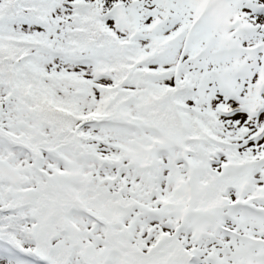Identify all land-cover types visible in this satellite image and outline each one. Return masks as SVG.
<instances>
[{"label": "snow or ice", "instance_id": "obj_1", "mask_svg": "<svg viewBox=\"0 0 264 264\" xmlns=\"http://www.w3.org/2000/svg\"><path fill=\"white\" fill-rule=\"evenodd\" d=\"M0 264H264V0H0Z\"/></svg>", "mask_w": 264, "mask_h": 264}]
</instances>
